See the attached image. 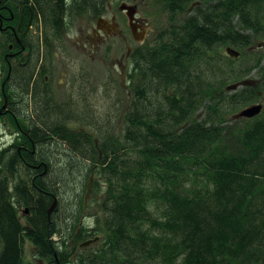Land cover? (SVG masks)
Returning a JSON list of instances; mask_svg holds the SVG:
<instances>
[{
	"label": "trees",
	"instance_id": "1",
	"mask_svg": "<svg viewBox=\"0 0 264 264\" xmlns=\"http://www.w3.org/2000/svg\"><path fill=\"white\" fill-rule=\"evenodd\" d=\"M158 1L168 24L129 53L127 110L114 134L67 127L73 118L52 109L48 90L31 91L30 72L4 62L10 45L17 59L22 49L52 56L74 16L99 15L103 1L0 0V86L15 114H6L13 137L0 148V264H32L24 239L33 264H264V64L250 48L264 44V0ZM26 6L35 44L18 33ZM20 18L16 37L5 26ZM221 46L239 55L225 53L222 65ZM253 69L256 80L247 78ZM235 82L244 83L232 93ZM16 96L33 112L17 113ZM259 101L258 114L233 117ZM58 141L63 160L52 163L48 145ZM61 189L69 191L63 224L54 217ZM87 205L94 227L80 219Z\"/></svg>",
	"mask_w": 264,
	"mask_h": 264
},
{
	"label": "rangeland",
	"instance_id": "2",
	"mask_svg": "<svg viewBox=\"0 0 264 264\" xmlns=\"http://www.w3.org/2000/svg\"><path fill=\"white\" fill-rule=\"evenodd\" d=\"M102 1L103 8L99 15L90 16L87 13H81L74 16L72 21L70 20L71 23L63 33L62 39L59 40L60 43L52 42L54 45L51 49L52 56L46 54L44 50L40 51V55L42 54V60L45 62L43 67L45 68L47 64L48 67L50 66L54 69L47 88L50 96L49 103H51L52 109L56 112L58 110L63 114L67 112L73 118V120H67V127L92 133H94L93 130H96V132L100 130L105 133L117 134L122 127V115L127 110L128 90L125 82V73L129 64V53L136 45H141L144 41L154 37L161 28H164L168 24V20L167 12L163 4L158 0ZM120 4L135 7V11L137 12L134 15L136 19H140L141 27L143 28L141 39L136 40L133 38L125 13L118 9ZM99 17L109 19V21L113 20L114 22L108 26V36L104 38L92 32V29L96 26H102V23L98 21ZM28 33L33 44L37 43L38 28L33 25ZM260 44V42H253L250 48H260L263 56L262 64H264V44ZM225 47L221 46L215 50V53L220 57L222 65L226 62ZM37 56L39 57V51L36 52L34 50L30 55H26V51H23L19 59H17L18 61L11 60V65L20 69L16 70V75H19L23 68L26 70V74H29L39 60V58L37 60ZM235 62L236 64L240 63L238 60ZM3 67L5 68L6 66L0 60V81L4 75ZM247 78L256 80L258 78L256 70L253 69L247 75ZM37 80L40 79L38 78ZM231 84H236L235 88H238L241 82ZM34 86H41V84L36 82ZM235 88L231 89L232 93ZM29 96L26 97V101L28 98V106L33 109L35 106L32 103L30 93ZM1 103L2 97L0 95V105ZM24 103L25 97L19 98L16 96L15 99H12L11 105L17 113L27 112L28 110V113L30 111L32 113L33 110H30L28 106L25 110ZM241 109H238L234 113H237ZM2 111L4 109H0V148L8 144L13 137V129L8 125L6 116ZM202 111L203 109L201 108L199 114ZM88 124H90V127L86 126ZM61 144L60 142L59 145H55L54 143L51 147L48 145V151H50L49 157L52 163L57 159L63 160L64 155L61 153V150L64 146ZM71 163L73 164V162ZM74 173L76 171L71 175L72 181ZM60 193L62 195L60 197L61 202L54 217L57 222L63 224L68 209L69 191L68 189H61ZM23 209V207H19L18 214L21 223L25 224L27 213ZM94 213L92 206L87 205L84 207L80 216L81 222L85 221L94 227ZM89 215L92 216L90 217ZM52 238H56V236L53 235ZM23 260L32 264L38 263V259L34 257L33 245L27 239L23 241Z\"/></svg>",
	"mask_w": 264,
	"mask_h": 264
},
{
	"label": "flooded vegetation",
	"instance_id": "3",
	"mask_svg": "<svg viewBox=\"0 0 264 264\" xmlns=\"http://www.w3.org/2000/svg\"><path fill=\"white\" fill-rule=\"evenodd\" d=\"M1 7V6H0ZM26 9H28V7L26 6ZM22 12H23V9H21V18H22ZM124 12V11H123ZM137 11H135V14H136ZM21 18L20 20L18 21V24L17 26L14 28L12 27L11 25L7 24L5 27L8 28V31L13 33L16 37V32L19 31L20 29V21H21ZM98 21H100L102 23V26L100 25V27H95L92 29V32H95L97 33L98 36H100L101 38H104V37H107L108 36V26L111 24V23H114L113 20H110L109 19H104L102 17H99L98 18ZM133 21L135 23H137L138 25L141 26V23H140V19H136L135 15H134V19ZM32 10L31 9H28V18L26 19V21L23 23V27H22V30L19 31L18 33L23 36L24 38H29V31L31 29V27L33 26V23H32ZM2 27L3 29V26L1 25L0 28ZM5 29V28H4ZM3 29V30H4ZM135 32H136V36H138L137 32H139V28L137 27L135 29ZM131 33V31H130ZM132 34V33H131ZM133 36V34H132ZM134 38V36H133ZM17 39V38H16ZM10 54L9 52L5 55L4 57V62L7 64V65H10L11 63V60H15L18 58V55H17V50H12V46L10 45ZM24 50L22 49L21 50V53L23 52ZM13 52V53H12ZM10 61H9V60ZM44 61L42 60V54L39 56V60L37 61L36 63V66L35 68H33V70L30 72V81H31V89L33 88L34 84H36V82L40 83L41 86H36L38 88H40L41 90L43 89H47L48 88V84L51 80L50 76L52 77V74L54 73V69L51 68L50 66L48 67V65L46 64V67L44 68L43 65L45 64V62L43 63ZM42 70L44 71L42 73ZM41 77V78H40ZM40 79V80H37V79ZM39 85V84H37ZM0 95L2 97V103L4 102V111H2V113H4V115L6 116L7 115H12L15 117V114H13V112L10 111L9 109V103H8V99L5 97L4 95V89H3V86H0ZM1 103V105H2ZM7 119V117H6ZM91 179V178H90ZM90 238V237H89ZM71 242L68 243V245H70ZM79 247V245H78ZM80 248V247H79Z\"/></svg>",
	"mask_w": 264,
	"mask_h": 264
},
{
	"label": "water",
	"instance_id": "4",
	"mask_svg": "<svg viewBox=\"0 0 264 264\" xmlns=\"http://www.w3.org/2000/svg\"><path fill=\"white\" fill-rule=\"evenodd\" d=\"M118 9L120 11H124L127 19H128V26L130 28V31L131 33L133 34L134 36V39L136 40H139L141 39V36H142V33H143V28L138 25L137 23H135L133 21L134 19V14H135V7L132 6V5H127V4H120L118 6ZM139 28V32H137L138 36H136V32H135V29L136 28ZM225 53L231 57H237L239 55V52L230 47V46H226L225 49H224ZM241 83H244V82H241ZM236 84H231V85H228L226 87V89H232V88H235ZM4 106V103L1 105V108H3ZM261 106L262 104L261 103H255V104H252V105H248L244 108H242L241 110H239L237 113H235L233 115L234 118H240V117H246V118H249V117H252L256 114L259 113L260 109H261ZM55 205V200L51 203V205L47 208V215L50 214L51 210L53 209ZM25 213H27V209L25 208L23 210ZM99 239V236L98 235H95L93 237H90V238H87L85 240H83L80 244H79V247L80 248H85L93 243H95L97 240Z\"/></svg>",
	"mask_w": 264,
	"mask_h": 264
}]
</instances>
